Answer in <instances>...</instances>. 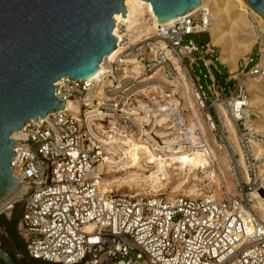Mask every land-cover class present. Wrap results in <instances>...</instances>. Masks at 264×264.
Segmentation results:
<instances>
[{
  "label": "built area",
  "instance_id": "2783aa9c",
  "mask_svg": "<svg viewBox=\"0 0 264 264\" xmlns=\"http://www.w3.org/2000/svg\"><path fill=\"white\" fill-rule=\"evenodd\" d=\"M117 25L124 33L126 25ZM211 25L209 11L202 9L172 26L160 25L156 34L135 44L113 33L117 48L126 49L99 79L72 82L66 77L54 84L65 110L26 123L13 149L14 175L25 190L34 188L0 213L10 219L23 204L18 234L29 259L46 264H264V218L254 208L255 195L264 206L259 170L264 155L257 158L252 149L264 135L255 128L261 114L250 106L245 83L262 84L264 65L261 59L252 66L253 58L244 59L226 85L217 86L212 61L206 59L209 43L186 40L209 35ZM261 47L262 40L258 54L263 57ZM199 61L212 80L210 99L196 73ZM159 72L189 85L197 116L182 91L163 83ZM203 79L207 83L208 76ZM153 86L165 94L153 92ZM221 108L236 131L237 146ZM208 133L227 160L233 192L222 175L219 184L208 187L214 146ZM200 158L206 164L194 168ZM182 181L183 191L173 193ZM122 182L133 186L119 188ZM135 182L145 188L137 189ZM194 185L200 197L184 193Z\"/></svg>",
  "mask_w": 264,
  "mask_h": 264
},
{
  "label": "water",
  "instance_id": "95a60500",
  "mask_svg": "<svg viewBox=\"0 0 264 264\" xmlns=\"http://www.w3.org/2000/svg\"><path fill=\"white\" fill-rule=\"evenodd\" d=\"M125 1L0 0V208L26 185L11 167L17 146L13 133L65 110L55 83L66 77L88 80L100 71L103 59L117 49L114 18L126 19ZM142 1L151 3L161 25L201 5V0ZM244 1L264 19V0ZM33 188L28 185L25 198ZM22 209L23 204L17 214ZM0 261L17 264L1 245Z\"/></svg>",
  "mask_w": 264,
  "mask_h": 264
},
{
  "label": "bare ground",
  "instance_id": "6f19581e",
  "mask_svg": "<svg viewBox=\"0 0 264 264\" xmlns=\"http://www.w3.org/2000/svg\"><path fill=\"white\" fill-rule=\"evenodd\" d=\"M125 7L127 10L126 19L123 18L122 14H117L115 16V20L118 24L123 22L126 25V30L124 33L121 34L119 25L116 26L114 29V35L117 36L120 39H129V42L132 44H135L139 39L143 36H151L158 32L160 23L153 11V7L151 3H148L146 1L142 0H126L125 1ZM202 9H206L209 11L211 19H212V25L209 30L210 37H211V43L215 47H221V57L220 61L222 64L227 65L230 69L231 73H235L238 70V64H237V58L240 55H246L253 50V46L259 39V34L264 35V19L255 11H253L244 0H201L200 7L194 11L198 12ZM249 14H251L255 21L258 24L259 30L256 26H254L251 21L249 20ZM175 23V20L170 21L166 24H162V26H172ZM260 33H259V32ZM259 33V34H258ZM242 37H248V41L243 42L239 39ZM156 46L163 47V43H158ZM124 47L120 46L117 48L111 55L105 57L103 61L101 62L100 71L93 76L90 80H97L101 77V75L104 73L106 68L108 67V64H111L116 60V58L124 53ZM261 52L263 53V58L261 59V63L264 65V45L261 48ZM127 63L135 64V59H129L126 61ZM139 66L136 65L133 69V71L138 72ZM160 75V79H162L163 83H168V85H175L177 89L176 92L181 90L182 95L185 96L194 109V103L192 102L190 98V87L189 85L185 83H181L179 79H176L175 81L168 80L165 78L160 72L158 73ZM250 93H251V100L249 102L250 106L253 108H258L259 106H262L263 100L262 95L264 93V81L260 85L253 84L250 80L245 81ZM152 91L158 94H165V91L162 90L161 87L153 86ZM69 106V105H68ZM195 115L197 116L196 110L194 109ZM221 113L224 118V126L227 129V132L230 135V138L234 141L236 144V131L233 127V124L231 123L230 119L228 118L227 112L225 109L221 108ZM264 114V111L262 112ZM256 130L260 131L264 135V121L260 118L255 123ZM20 136L19 132H14L12 137L13 139H18ZM215 142V141H214ZM209 145V144H208ZM252 149L257 158H261V156L264 155V142L261 144L253 143ZM210 157L208 158V187L209 184L213 185L219 184L220 175H222L224 178H226L229 174V166L227 163L226 158L220 153L219 146L215 144L210 148ZM205 159L200 158L198 161H195L193 163V167L196 168L198 164L205 165ZM216 161L217 166L213 167L211 162ZM102 167H99V171H101ZM113 170L112 168L110 171ZM260 174L264 181V163H262L259 166ZM194 178L199 181L200 178L198 175H194ZM227 179V178H226ZM184 182L178 183L174 189L173 193H177L180 191H183L182 187ZM122 187L125 186H133L132 183H125L122 182ZM134 186L139 189H144L145 186L143 183H134ZM164 187V185H161ZM141 187V188H140ZM228 189L229 192H233V184L231 181L228 180ZM199 187L197 185L192 186L189 190L184 189V193L186 195H189L190 197H200V191L198 189ZM24 188L20 192L19 195H22L24 192ZM215 197H220L216 195ZM256 202L254 204L255 209H260L263 214L264 218V206L262 205V200L260 196L255 195ZM13 201V200H12ZM11 201V202H12ZM10 203V202H9ZM4 204L0 208V213L4 212L7 209L8 204Z\"/></svg>",
  "mask_w": 264,
  "mask_h": 264
},
{
  "label": "rangeland",
  "instance_id": "374dc122",
  "mask_svg": "<svg viewBox=\"0 0 264 264\" xmlns=\"http://www.w3.org/2000/svg\"><path fill=\"white\" fill-rule=\"evenodd\" d=\"M249 20L251 21V23L254 26H256L258 28V24H257V22L255 21L254 17L251 14H249ZM257 30H259V28ZM188 39L193 40L199 46L204 45L206 43H209V45L211 47L210 48L211 52H210V55H208L206 57V59L212 60L214 62V65L217 66V68H214L212 66V69H211L212 73L214 75L215 81L217 83V86H220V85L225 86L226 85V81H227L228 77L230 76V74L228 73V71H230V69H229L228 66H223V64L220 61L221 52L223 51L222 48L221 47L217 48V47L212 45L210 34L209 35L208 34L194 35V36H191V37L187 38L186 40H188ZM248 39H249L248 37H242L239 40L240 41L244 40L243 42H246V41H248ZM261 40H262V46H263L264 45V35L260 33L259 34V39L257 40L255 45L253 46V48H252L253 50H251L249 55L248 54L240 55L237 58V64L238 65L241 66L243 61H244V59H247L249 57L253 58V63L251 64V66L254 63L258 62L259 59L263 58V57H260V55L258 54ZM194 56L197 59L199 58V54H195ZM195 69H196V73L201 77L202 84H203V86L205 88L206 93L208 94V98L210 99V94H209V90H208V87L212 85V80L210 78V74L207 71V69L204 68V65H203L202 61H199V68L195 67ZM233 74H235V73H233ZM204 75L208 76L207 83L203 79ZM228 86H230L232 88H235L236 87V83H234L233 81H230ZM262 100H263L262 106H259L258 108L256 107L255 109L260 112L261 119L264 121V114H262V112L264 111V93L262 95ZM208 138H209L210 145H215V142H214L215 141V137H214V135H212L211 133H208ZM229 176H230V174H228V176L226 177L227 180L229 179ZM121 187H122V185H119V188H121ZM137 189H139V188H137ZM20 207H21V205H17L16 206L15 210L13 211L12 215L10 216V220L12 219L13 215L15 214V212H17L19 210ZM18 239L19 238H15V237L11 236L9 233L5 234L4 229H2V228L0 229V245L7 252H10V253H12L13 255L16 256V258L18 260V264H35V263L30 262L27 257L24 258V259L22 258V256H24V255L19 253L17 248H16V244H19V242H18L19 240ZM0 264H4V263L2 261H0Z\"/></svg>",
  "mask_w": 264,
  "mask_h": 264
},
{
  "label": "trees",
  "instance_id": "16d2710c",
  "mask_svg": "<svg viewBox=\"0 0 264 264\" xmlns=\"http://www.w3.org/2000/svg\"><path fill=\"white\" fill-rule=\"evenodd\" d=\"M21 215H22V211L19 214H17V212H15V214L13 215L11 220H8L5 216H1L0 217V229L1 228L4 229L5 234L9 233L11 236H13L15 238H19L18 239L19 244H16V248H17L18 252L21 253L22 255H24L23 259L27 257L28 260L30 262H32L33 260L29 259V257L26 255L25 245H24L23 241L21 240V238L19 237V234H18V225H19L20 220H21ZM8 253L14 258V260L18 264V260H17L16 256L10 252H8Z\"/></svg>",
  "mask_w": 264,
  "mask_h": 264
},
{
  "label": "crops",
  "instance_id": "0c3cea01",
  "mask_svg": "<svg viewBox=\"0 0 264 264\" xmlns=\"http://www.w3.org/2000/svg\"><path fill=\"white\" fill-rule=\"evenodd\" d=\"M211 61H212V60H211ZM212 66H213L214 68H217V66L214 65V62H213V61H212ZM223 66H227V65H224V64H223ZM238 67H239V65H238ZM228 73L230 74L231 72L228 71ZM229 78H231V76H229L228 79H229ZM228 79H227V80H228ZM8 220H10V219H8ZM32 262H33V263H36V264H46V263L41 262V261H32Z\"/></svg>",
  "mask_w": 264,
  "mask_h": 264
}]
</instances>
